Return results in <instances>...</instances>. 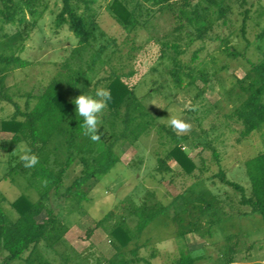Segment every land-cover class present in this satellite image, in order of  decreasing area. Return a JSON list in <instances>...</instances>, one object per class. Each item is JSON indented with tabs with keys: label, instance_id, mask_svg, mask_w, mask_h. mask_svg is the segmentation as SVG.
I'll use <instances>...</instances> for the list:
<instances>
[{
	"label": "rangeland",
	"instance_id": "rangeland-1",
	"mask_svg": "<svg viewBox=\"0 0 264 264\" xmlns=\"http://www.w3.org/2000/svg\"><path fill=\"white\" fill-rule=\"evenodd\" d=\"M110 2L97 0L94 5L96 38L81 52L79 40L68 25L57 23L61 0H44V16L33 25L28 16L29 27L0 18V55L18 56L27 62L25 67L0 64L1 98L11 97L24 110L27 102L34 107L35 96L54 85L74 101L82 94L94 96L96 89L105 87L104 79L116 72L128 75L127 81L147 113L144 117L133 113L137 118L127 137L114 146L119 162L105 176L83 186L88 201L82 202L61 194L87 165L95 166L93 155H75L61 194L57 195L43 185L31 186L32 168L22 165L11 171L20 162L19 150L29 145L25 141L12 144V135L0 132V205L16 220L18 214L11 204L26 195L32 202H43L40 222L51 216L56 220L47 238L12 264H118L136 258L134 250L140 260L132 264H176L182 254L189 253L200 257L196 264H264L262 216H243L250 209L240 204V194L217 177L207 179L223 169L229 180L244 186L249 194L251 184L245 163L264 151V126L241 139L242 125L230 118L257 79L247 60L264 62V0H224L229 24L216 26L205 40L197 39L198 31L193 25L185 22L181 26L177 13L165 7L154 8L144 16L142 26L128 32L113 19ZM198 2L194 0L193 4ZM217 36L243 56L229 55L220 40L211 38ZM102 46H106L105 51L92 64ZM196 51L198 58L192 61ZM176 61L191 67L189 73L181 71L182 86L172 75L176 69L182 70ZM190 105L197 107L192 110ZM15 111L12 103L0 100V122ZM125 111L122 108L117 114H108L106 109L98 135L113 142L125 128ZM170 115L192 125L191 131L184 134L189 138L185 148L206 178L194 190L196 194L208 191L222 201L220 222H213V211L199 216V210L194 208L189 187L196 179L181 176L175 162L170 163L171 173L161 175L156 170L158 159L171 146L170 136L161 131L163 126L171 129L167 126ZM47 149L50 166L59 171L69 155L66 136L56 135ZM143 206L164 213L127 248L118 251L112 227L124 222L135 231L136 207ZM106 217L107 221L99 223ZM194 221L197 231L186 227ZM181 226H185L184 237L179 236ZM229 239L234 241L230 243ZM235 241L239 244L234 249ZM159 245H164L163 250Z\"/></svg>",
	"mask_w": 264,
	"mask_h": 264
},
{
	"label": "trees",
	"instance_id": "trees-1",
	"mask_svg": "<svg viewBox=\"0 0 264 264\" xmlns=\"http://www.w3.org/2000/svg\"><path fill=\"white\" fill-rule=\"evenodd\" d=\"M0 18L6 23L25 24L29 27L28 16L33 23L40 20L45 13L44 0H0ZM62 10L57 18L58 25L67 24L69 30L79 40L78 52L86 49L96 38L98 23L94 5L97 0H61ZM194 0H111L109 11L113 19L128 32H131L143 25L142 19L149 15L154 8L165 7L177 13L181 26L185 22L193 25L198 31L197 39L205 40L209 38L210 32L217 27H226L229 24V9L224 0H199L198 4H193ZM248 11L246 12V14ZM248 16L244 18V23ZM34 21V22H33ZM245 36V24L242 27ZM264 33L261 35V37ZM224 46L226 52L234 57L243 56L228 45V41L217 37ZM177 50L178 46H173ZM106 46H102L94 54L92 64L100 59L105 51ZM198 52L193 55L192 61L198 58ZM247 62L251 70L256 74L257 79L249 87L248 96L241 104L232 111L230 118L235 123L242 125L241 139L249 138L253 133L259 131L264 126V62L255 64L250 60ZM0 64L10 66L19 64L25 67L27 62L18 56L0 55ZM176 65L182 70L176 69L172 72L174 81L178 86L183 85L181 71L191 70L188 65H183L176 61ZM128 75H120L113 72L108 78H105V88L111 91V100L108 102V114H117L122 108H125V128L123 132L111 143L104 137H100L98 142H93L88 136L82 134L80 125L83 118L79 117L76 112V105L69 101L60 91L50 85L44 91L36 95L37 102L34 107H30L27 102L26 108L21 109L20 105L11 97L4 96L5 99L12 103L16 111L7 119L0 122V132L12 135V144L27 142L32 152L38 155L39 163L32 168L31 186L38 187L42 179H47L46 188L55 194L60 195L64 186V180L70 165L74 162L77 153H89L93 155L92 161L94 167L86 166L82 173L65 189L61 195L63 197L71 195L79 202L88 201L87 194L83 191L90 181L105 176L119 162V158L114 151L116 143L125 139L128 135V129L137 117L133 116L134 112H139V117H144L147 113L142 110V105L135 95L134 88L127 81ZM3 82V78L1 79ZM102 128H100L101 130ZM98 131V133L100 132ZM161 131L168 133L171 144L166 155L158 159L157 172L161 175L171 173L173 170L170 163L175 162L179 166L180 175L194 178L196 181L189 187L192 192L194 208L199 210L200 215H206L213 211L215 220L222 221L218 217V212L223 210L222 201L208 191L195 193L194 186L200 184L206 178L200 174L202 171L194 158L187 152L185 145L188 142L186 135H177L172 129L161 128ZM56 135L66 136L68 158L65 165L59 170H54L49 164L48 147ZM7 146L5 145V148ZM217 158V152H214ZM22 162L11 167V171L22 166ZM246 173L250 180L251 191L247 194L244 186L227 178L223 169L207 179L213 180L217 177L223 184L233 188L240 194V204L250 209V212H244L243 216L260 214L264 221V151L253 156L245 163ZM199 171V172H198ZM45 187V186H44ZM12 208L18 214L16 220H12L0 205V264H12L22 259L27 251H33L43 240L47 238L48 232L54 229L56 220L49 217L47 220L40 222L38 217L43 213L45 208L43 202H32L26 195H21L12 204ZM138 224L133 231L126 224L119 223L112 227L111 236L115 247L118 251L127 248L133 240L142 234L154 221L163 215L164 210L159 212L154 207L147 206L136 207ZM51 214V213H50ZM229 218L233 216L228 215ZM108 217L101 220L103 223ZM197 221L189 222L186 226L189 230H198ZM186 235L185 226H181L179 236ZM234 239H229L232 243ZM233 248L239 242L235 241ZM6 253L4 255L3 253ZM136 258L124 260L118 264H132L139 261L137 250H134ZM200 257L192 253L182 254L176 261V264H196ZM231 260V259H230Z\"/></svg>",
	"mask_w": 264,
	"mask_h": 264
},
{
	"label": "clouds",
	"instance_id": "clouds-1",
	"mask_svg": "<svg viewBox=\"0 0 264 264\" xmlns=\"http://www.w3.org/2000/svg\"><path fill=\"white\" fill-rule=\"evenodd\" d=\"M111 100V91L108 88L100 87L96 89L95 95L82 94L79 95L73 103L76 105V112L79 117L83 118V123L80 125L82 134L88 136L93 142H98L100 136L98 135L99 125L101 124V115L107 109L108 102ZM153 105H156L153 103ZM158 106V105H157ZM195 110L197 106H189ZM170 113V112H169ZM171 114V113H170ZM167 126L178 136L187 134L191 131V123L182 118L170 115L167 118ZM20 162L25 168H34L39 163V157L32 152L31 148L25 145L17 153ZM41 184L47 186L48 180L42 179ZM170 243V242H165ZM163 250L164 245H159Z\"/></svg>",
	"mask_w": 264,
	"mask_h": 264
}]
</instances>
